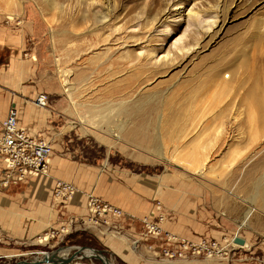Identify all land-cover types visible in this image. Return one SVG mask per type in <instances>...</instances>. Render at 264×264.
<instances>
[{"label":"rangeland","instance_id":"1","mask_svg":"<svg viewBox=\"0 0 264 264\" xmlns=\"http://www.w3.org/2000/svg\"><path fill=\"white\" fill-rule=\"evenodd\" d=\"M5 1L8 4L5 7L9 10L0 0V28L16 32L27 31L26 48L22 57L23 60H31L35 63L36 75L26 84L37 83L43 87L48 97L50 114L56 116L54 121L51 119L53 122L51 125L55 127L54 136L47 139L53 146L51 162L53 163V157H59L66 162L67 166H61L63 174L75 168L85 175L84 178L89 175L88 184L91 188L99 177H105L106 184L103 187H110L112 183L117 182L121 191L124 189L127 193L124 199L130 205V210L129 214H125L133 223L127 229L120 228L118 223H115L118 226L114 228L113 222L110 229L97 228V226L89 225V218H86L72 223L68 221L69 226L64 232L61 231V227L55 228L53 235L51 232L41 234L25 245L4 238L6 247L15 250L10 251L13 256L0 259V264H17L24 260L31 262L33 259L43 257L47 252L72 246L106 251V257L113 264H264V212L251 202L250 198L254 191L248 179L259 156L237 173L234 165L227 168L231 161L224 155L225 151L216 152L199 171L190 163L188 164L193 147L197 155L200 154V158H205L202 152L203 146L212 137L217 127V123L213 121H218L217 117L225 111L226 105L231 100L235 99L236 103L241 105L244 101H252L259 95L264 99V0H188L181 10L180 18L175 17V9L182 2L176 0L175 5H171L167 10L171 22L164 24V28L169 25L175 32L173 38L169 40L164 35L150 40L141 38L139 47H134V39L145 35V31L140 30L139 22L132 20L150 0H111L110 3L115 8L116 15H121L127 24L126 28H129V32L124 34L126 39L122 40L127 42L129 47L112 58L111 63L131 70L120 77L106 78L108 66L103 65L100 69L103 71L102 75H96L92 79L96 82L98 89L93 92L89 90L81 95L77 94L74 98H70L65 93L60 78L61 71L67 65V59L64 56L65 40L61 36L64 27L60 8L64 0ZM194 5L203 11L208 10L209 16L204 19L210 21L215 20L213 18L215 7L223 6L226 22L218 37L211 43L204 42L203 45L206 46L186 60L183 66L161 65L154 68L149 65L147 68L151 69L150 73L135 74L132 68L137 63V49L150 43L149 49L156 47L155 49L159 50L152 62L156 60L160 62L161 57L166 55L170 48L174 49L177 38L180 36L186 38L189 29H196L193 25L190 27L191 23L187 17L188 11ZM155 9H157L155 5L148 4L147 11L151 16L153 15L152 17H155L157 13ZM6 14H12L15 20H9ZM164 28L159 27L158 30ZM76 30L79 31V28ZM84 36L89 37V35ZM6 52L7 50L0 49V66L5 61ZM95 53L97 52L83 56L73 65L80 64L75 69L76 77L72 75L74 79L85 77V74L80 77L79 73L86 71V67L92 62L90 56H94ZM73 54L71 53V56ZM210 67H215L216 72H223L222 75L233 72V83L225 94H221L220 101L211 102L205 110L192 114L191 117L194 118L198 127L196 131H190L188 125L185 128L183 126L184 130L179 135L180 139L175 136L171 106L147 108L142 105L139 110H148V115H142L140 111V116L132 119L128 125V127H148L149 140L155 141L154 147L146 141H134L125 137L114 138L107 129L108 127L118 129L121 123L117 121L110 126L81 123L80 117L86 115L85 107L104 105L106 101L135 102L142 97L152 95L171 101L175 90L182 83H190L193 87L196 82L191 83V81L209 71ZM72 101H77L78 104ZM126 121L127 119H124L125 123ZM158 122L161 123V133L158 131ZM159 136H161L160 140ZM226 158H228L227 164ZM0 162L2 165L1 160ZM178 162L181 163L179 167L176 166ZM52 167L49 168L52 169ZM2 169L1 167L0 195L15 196L23 192L26 184L16 185V187L3 185ZM114 169L126 171L129 174L147 175L155 180V184L160 182L159 188L155 189V192H150V195L144 194L138 191L126 176L114 172ZM260 175H264V169L260 171ZM112 176L116 179L109 181L108 179ZM228 179L233 181L227 184ZM77 192L76 188V194ZM84 195L87 198L89 195H94L104 202L108 201L103 195L96 194L93 188L85 189ZM135 195L139 197L137 200H141L138 205L140 208H137L138 206L135 208ZM226 197H228L227 203ZM159 204L167 213L168 228L170 227L175 234L191 242H197L200 239L218 241L222 250L221 255L215 258H198L188 261L165 260L160 255L161 242L142 236L143 221L157 214L156 207ZM226 207L229 209L227 214ZM53 208L57 209L56 206ZM9 209L8 206L4 208L0 205L2 223L4 220L9 222L8 213L12 214V211L16 213L14 208ZM86 221L87 223L84 224ZM0 235H6L1 228ZM43 237H48V241L40 243ZM239 239L245 245L242 249L235 250L232 245H235ZM64 254L58 255L60 263L55 264H103L99 259L83 257V253L77 254L76 250L68 252L67 257H64Z\"/></svg>","mask_w":264,"mask_h":264},{"label":"bare ground","instance_id":"2","mask_svg":"<svg viewBox=\"0 0 264 264\" xmlns=\"http://www.w3.org/2000/svg\"><path fill=\"white\" fill-rule=\"evenodd\" d=\"M110 1L111 0H64L60 8L64 27L61 36L63 40H65L66 49L64 56H66L67 59V61L65 60L67 65L64 70L61 71L60 78L63 89L70 98H74L77 94L81 95L82 93H86L89 90L92 92L97 90V84L93 82L92 79L96 75H102L103 71L100 69L103 65L108 66V76L106 78L120 77V75L122 76L125 72L131 70L124 68V66L120 67L116 63H111L112 58L117 56L121 51L124 52L126 47H129L127 46V42L122 41L126 39L124 34L129 32V28H126L127 24H125L122 16L116 15L115 8ZM175 1L176 0H150L149 3L147 2L145 4L144 9L132 20L137 23L139 22V26L141 27L140 30L145 31V35L134 39V47L141 46V43L139 44L141 38L150 40L153 37L157 38V36L163 35L169 40L173 38L175 32L170 29L169 25L164 28V24L171 22L167 10L171 5H175ZM180 1L182 3L175 9V17L178 16V18L181 17V10L188 0ZM1 2L4 7L8 6L5 0H1ZM148 4L155 5V8H157L154 10L157 11V13L155 12V17H152L153 15L151 16L148 13ZM222 7L223 6L220 5L215 7L213 10V14H215L213 18H215V20L210 21L204 19V17L209 16L207 13L208 10L203 11L197 8V5H194L188 11L187 17L191 23L190 27L193 25L196 29H189L186 38L184 36L177 38L174 43V49L170 48L167 54L161 57L160 62H158V60L154 63L152 62L155 54L158 53L159 50L157 51L155 49L156 47H154V49H149L150 43H148L147 40V45L137 49V63L136 66L132 68L135 74L143 75L150 73L151 69L147 68L149 65L154 68L160 67L161 65L171 67L183 66L186 60L197 54L199 49L201 50L206 46L203 45L204 42H213L221 33L226 22V15ZM7 10H9V8ZM6 15L9 20H15V16H12V14ZM159 27H163L164 29L158 30ZM77 28H79V31L76 30ZM152 33H154L153 36ZM84 35H89V37ZM82 36H84V39H82ZM94 52L97 53L93 54L94 56H90L92 62L86 67V71L79 73L80 77H82L83 74H85V77L78 80L74 79L72 75L74 74L76 77L77 70L75 69L79 67L80 64H76V66L73 65L83 56L90 55ZM71 53H74L73 56H71ZM117 58L120 59L123 57ZM35 61L36 60H34V62ZM115 66L117 67L114 68ZM214 69L215 67H210L209 71L198 75L192 80L191 83L196 82L193 87L190 83H182L181 86L175 90L171 101L160 99L158 95L142 97L135 102L125 101L117 103L114 101H106L104 105L85 107L87 111L85 116L80 117L81 123L110 126L113 122L117 121L121 123L118 129L110 127L107 129L109 134L114 138L121 139L125 137L126 139L134 141H146L151 143L152 147H154L155 141L149 140L148 127H128V125L131 123L132 119L140 116L141 110L139 109L142 105L147 108L171 106L173 107L172 115L175 126V136L180 139L179 135L187 125L188 128L190 127V131H196L198 127L194 122V118L191 117L192 114L205 110L211 102L216 103L220 101L222 98L221 94H225L226 90L233 83V72L222 75L223 72H216ZM41 96H39V98H41ZM38 99L35 101V104L40 108L43 107L44 109L48 106V102H44L45 106L41 103L39 104ZM72 102L78 104L77 101ZM148 113L149 111L146 109L145 111H141L142 115L147 116ZM121 116L127 119L126 123ZM217 120L218 121H213V123H217V127L212 137L202 149L205 158H200V154L197 155L195 147H193L190 155V162H188V164L190 163L193 168L199 171V169L205 165L206 161L211 159L216 152L225 151L224 155L228 156L231 161L227 168L234 165L235 172L237 173L241 171L247 163L259 156L257 162L252 167V172L249 174L248 179H250L251 188L254 191L250 198L251 202L264 212V175H260V171L264 169V99L259 95L252 101H244L241 105L236 103L235 99H233L226 105L225 111L217 117ZM158 125V131L161 133V123L158 122ZM160 138L161 136H159V140ZM227 160L228 158H226V164L228 162ZM168 161L174 163L172 160L168 159ZM178 163L176 165L177 167L181 165L180 162ZM232 179L235 180L234 177H232ZM230 181L233 180L228 179L226 183L228 184ZM227 199L228 197L225 199L226 203L228 201ZM228 207L225 209L226 214L229 210ZM248 216L249 215H247V217ZM85 223H87V221L84 222V224ZM88 223L89 225L95 226L90 222ZM47 241L48 237H43L39 242L44 243ZM243 245H245V243L239 239L232 247L237 250L242 249ZM71 250L70 248L62 249L59 255L65 253L63 256L67 257L68 252ZM85 254L89 255L92 253L87 250ZM109 264H113L112 261L109 260Z\"/></svg>","mask_w":264,"mask_h":264},{"label":"crops","instance_id":"3","mask_svg":"<svg viewBox=\"0 0 264 264\" xmlns=\"http://www.w3.org/2000/svg\"><path fill=\"white\" fill-rule=\"evenodd\" d=\"M26 36L27 31L16 32L0 28V49L7 50L5 61L0 66V130L2 122L7 118L9 111L15 108L18 111L19 126L35 138L47 140L54 136L55 127L51 124H53L52 121L55 120L56 116L50 114L49 105L43 109V107L40 108L35 104L40 95L46 94L43 87L37 83L33 85L26 84L36 75L35 63H32L31 60H23L22 57L26 48ZM55 150L57 152L58 149ZM62 165L67 166V163L60 160L59 157H53V163L51 162L53 167L52 169L49 168L50 171L46 176L30 178L19 183L17 186L26 184L25 190L15 196L3 197L0 195V205L2 207L8 206L10 209L14 208L16 210V213L13 211L12 214L8 213L9 222L4 220L2 223L0 221V228L6 233L5 236L3 235V241L4 238H8L17 244L25 245L41 234L52 233L55 228L60 229L61 227V231H65V228L69 226L68 221L72 223L80 219L90 218L91 212L87 205L88 198L84 195V191L92 188L96 194L103 195L108 200L107 202L122 210L123 216L114 219L120 228L127 229L132 225L131 218L125 214H129L130 210V205L124 199V195L127 196V193L124 189L121 191L117 182L110 183L112 185L110 187H103L106 184L105 177H99L91 188L88 184L89 175L84 178L85 175L75 170V168L71 172L63 174L61 172ZM1 167L4 173L3 162L2 165L0 162ZM114 172L126 176L127 180L131 181L132 185L144 194L150 195V192H155V189L159 188L160 182L155 184V180L147 175L129 174L118 169H114ZM82 178L85 179V182ZM114 179L116 177L112 176L108 180L113 181ZM59 180L73 184L78 192L71 199L56 203L53 195L56 186L55 181ZM10 187H16V185ZM135 196L136 208L141 200H137L138 196ZM51 197L53 206H51ZM55 206L57 209L53 208ZM2 215H4L3 212ZM168 225V223L165 224L166 229L173 232L170 227L168 228ZM3 244L4 246H0L1 260L13 256L10 251L15 250L7 248L5 242Z\"/></svg>","mask_w":264,"mask_h":264},{"label":"built area","instance_id":"4","mask_svg":"<svg viewBox=\"0 0 264 264\" xmlns=\"http://www.w3.org/2000/svg\"><path fill=\"white\" fill-rule=\"evenodd\" d=\"M38 102L45 106L44 102H48L47 95L43 94ZM52 155V144L47 140L37 139L22 129L18 122V111L12 108L2 122L0 130V158L4 165L3 185L6 187L18 185L30 178H38L47 174ZM75 193L76 187L73 184L59 180L53 196L55 202L58 203L71 199ZM87 205L91 212L88 222L97 228L110 229L112 228L111 222L116 228L118 225H115L114 219L123 216L122 210L94 195H89ZM156 211L157 214L153 218L143 221L142 236L161 242L160 255L165 260L188 261L198 258H215L221 255L222 250L218 241L200 239L197 242H191L186 240L165 228L168 216L160 204L156 207ZM2 243L3 236L0 235V245Z\"/></svg>","mask_w":264,"mask_h":264},{"label":"water","instance_id":"5","mask_svg":"<svg viewBox=\"0 0 264 264\" xmlns=\"http://www.w3.org/2000/svg\"><path fill=\"white\" fill-rule=\"evenodd\" d=\"M72 250H76L78 253H83V257L87 256L89 258H95L99 259L103 262V264H109V259L106 257V251L88 248V247H81V246H72L69 247ZM62 249H66V247H62L60 250L54 251V252H47L43 255L41 258L33 259L31 262H28L26 260L21 261L17 264H55L60 263V258H58L59 252ZM90 251L92 254H85V251ZM66 261V260H65ZM64 261V262H65Z\"/></svg>","mask_w":264,"mask_h":264}]
</instances>
